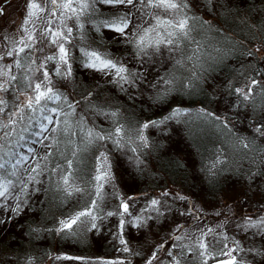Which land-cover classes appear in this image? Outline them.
Here are the masks:
<instances>
[{
  "label": "snow or ice",
  "instance_id": "obj_1",
  "mask_svg": "<svg viewBox=\"0 0 264 264\" xmlns=\"http://www.w3.org/2000/svg\"><path fill=\"white\" fill-rule=\"evenodd\" d=\"M10 2L0 4V16ZM21 3L24 16L19 28L0 31V212L10 214L11 219L25 211L33 194L54 192L61 202L75 198L51 230L61 239L80 243L85 233L102 235L106 222L111 224L108 234L113 238L114 250L121 253L119 257L45 253L53 264L61 260L133 264L130 257L141 253L132 248L127 238L131 230L151 232L153 225L167 223L169 214L190 216L193 224L175 223L164 240L152 245L144 264H264V245L242 246L235 234H227L230 226L246 236L264 239V203L254 214L240 217L217 212L225 219L215 225L200 223L203 210L194 208L187 197L177 193L169 202L167 198L173 194L168 190H162L159 196L142 194L144 203L138 207L136 197L117 191L114 168L120 160H113L111 155L119 151L129 164L143 171L140 154L150 147L146 130L167 126L169 121L198 120L220 129L225 138L220 149L208 157L209 162L202 164L210 179L215 180L226 170L227 145L241 159L253 154L260 157L251 161L258 165L257 171L247 170L241 179L249 185L264 180V144L257 143V138L264 139V120L252 125L251 137L237 136L231 132L230 117L206 109L193 112L181 107L184 102L179 99L181 94L192 95L206 80L207 69L237 48L232 36L221 35L223 29L201 18L191 0ZM204 6L214 9L221 5L219 0H205ZM104 7L112 9L111 14L105 15ZM241 7H245L244 2ZM236 22L249 28L246 17L237 16ZM103 31L112 34L110 39L96 35ZM260 32L264 33V28ZM112 45H123L131 52L117 55L109 50ZM259 51L260 48H245L241 54L254 57ZM77 68L98 73L128 94L130 100L135 99L137 89H151L153 100L161 104L171 97L167 113L155 120H126L118 108L97 101L93 86L78 79ZM247 80L239 87L230 83L229 95L236 97L234 106L242 107L248 102L255 111L257 98L264 104V81L252 77ZM90 115L103 116L110 126L97 125ZM108 197L118 202L109 204ZM176 201L188 203L187 208L177 212L173 207ZM5 222L0 217V223ZM35 231L39 234L41 229ZM32 262L41 264L39 258L28 256L8 260L7 264Z\"/></svg>",
  "mask_w": 264,
  "mask_h": 264
},
{
  "label": "rangeland",
  "instance_id": "obj_2",
  "mask_svg": "<svg viewBox=\"0 0 264 264\" xmlns=\"http://www.w3.org/2000/svg\"><path fill=\"white\" fill-rule=\"evenodd\" d=\"M195 8L198 10L199 13L207 14L203 8L205 0H191ZM4 0H0V4H3ZM105 14L109 15L111 14L112 9L108 7H104L102 9ZM202 11V12H201ZM23 3H21V0H11L10 4H8L4 8V15L0 16V31L7 30L8 32H13L14 30L18 29L20 24L23 20ZM105 31L102 33L104 34ZM110 33V32H109ZM105 35V34H104ZM109 36L105 38L110 39L112 34H108ZM111 50V49H109ZM123 53V52H122ZM166 65L165 67H167ZM160 71L163 69H159ZM77 77L78 79L86 80L93 84L95 86L96 84L102 85L104 87V84L106 86V97L112 98V97H122L123 93L119 90L118 87L109 84L106 82V79L101 77L98 73H92L91 71H86L83 68H77ZM257 80L264 81V77H254ZM248 80H244L242 84L247 83ZM241 84V85H242ZM139 92L140 89H137ZM122 92V93H121ZM151 92V91H150ZM146 94V91L142 93L139 97H142ZM224 104H220L216 107V110L213 111L217 114L228 116L231 118L230 124L233 126L234 133H236L237 136L245 137V135H252L253 134V127L249 128L250 133L246 131V128L248 127V122L243 119L244 117L248 116L250 114L249 109V103H244V112L240 113L237 110H234L230 107L228 102L223 101ZM202 109L201 107L197 106V108H194L195 111ZM260 115H263L264 113L261 110H257ZM167 113V109L163 111L161 115H152L148 118L152 119H159L163 115ZM122 118L128 120L127 115L123 112L121 113ZM95 118L96 124L100 125L102 127H106V125L110 122L104 119L103 116H92ZM264 120V118H263ZM146 121V120H143ZM142 121V122H143ZM162 128L165 129V134L161 137L162 147L160 146L158 151L159 153H156L153 151L154 148V140L151 139L152 134L155 133L154 128H150L146 130L145 135L150 138V147L145 148L142 150V153L140 154V159L143 161V171L138 170L134 165L129 164L126 159L122 156L121 152L119 151H113L111 153L113 160H120V163L117 164L114 168L115 176H116V183L118 185L117 191L120 194L124 195H132L137 198V206L139 207L144 203V196L142 194H147V196H159L160 192L162 190H168L173 194V196L168 197L167 199L169 202H171L175 196V194H180L184 197L188 198V203L192 204L194 208L202 209L201 212L202 216V222L206 221L209 225H215L217 222L224 220V216H217V212L222 213H229L233 217H240L242 215H247L250 213H255L257 209H259L260 203H264V180H258L256 184L249 185L245 181V179H241V176L244 175V173L247 170H251L253 172L257 171V164H253L251 161L253 159L259 160V156L257 155H251L247 159H241L238 155V169L237 171H234V167L231 164V167L228 172L226 170L228 169V165L226 167V170L222 172L218 177L217 180L218 183H214L215 180H213L212 184L210 183V178L207 176V182L203 181V186L197 184L195 181V189H190L186 185L183 186L179 183H173L170 181L164 180L161 176L156 179V173L155 171L158 170V159L159 157L172 159L176 157L178 161H181V159L184 160V162L187 165V169L189 166V169L193 166V176L194 178L199 179L200 176L198 175L200 168L198 167V159L195 156L194 152H192L191 149L185 148L186 146V140L189 138L188 136L184 135V129L183 127L179 126V124L175 121H169L167 126H162ZM197 131V130H194ZM258 144H264V139L257 138ZM197 144L196 142L194 143ZM224 142L220 144L223 145ZM107 147H111V145H107ZM228 150V163L229 160L232 157V154L229 152V146H224ZM204 149V148H203ZM101 150H104L103 148ZM179 152V153H178ZM214 152V150L208 151V155L205 158L204 164H207L208 157ZM166 155V156H165ZM157 158H156V157ZM243 162V163H242ZM245 163V164H244ZM241 166H245L246 170L241 169ZM192 165V166H191ZM188 169V170H189ZM201 172L200 174H202ZM204 174V173H203ZM149 179H152L150 181ZM195 180V179H194ZM218 185V186H216ZM257 185L259 187L257 188ZM132 189V190H131ZM108 191H111V188L108 189ZM35 195V194H34ZM118 201H114L111 197H108V203L114 204ZM75 203V199L72 201H66L64 205H61L62 210L66 213L72 205ZM188 203H185L183 201H176L173 207L177 210V212L180 209L187 208ZM25 207V206H24ZM60 209H54V212L56 215H52V211L49 210V214L46 217L38 216L34 211H32L30 214L33 215L35 221L32 225H36L32 228L31 226V238L32 239H22L21 238V246L22 249L25 246L29 245V241H31V248H32V255H40L44 256L45 253H51L52 255H69V256H83L88 258H101V259H115L119 257L121 254L118 253L115 250L107 249V247L112 248V242L113 238L108 234L109 228L111 224L106 222L105 226L102 228V235H96L93 233H85L83 237L80 238L81 242L77 243L75 241L70 240H64L61 239L59 235H57L55 232L50 233L48 231V228L53 225L55 228L56 222L62 218V214L59 212ZM29 211L25 207V211H23L18 216H13L11 219H9L10 214H6L3 212H0V217H2L6 222L0 223V239L4 236L5 231H13L16 234H21L20 230L21 226L20 221H22L23 218L27 217V214ZM16 222V223H13ZM182 223L185 225H192L193 221L190 216H173L172 214H169L168 216V222L164 223L163 221L160 222L159 225H153V228L151 232H144L141 234V232L136 231L135 229L131 230L130 235L127 237L130 240L131 246L134 250H137L141 253L140 256L137 257H130L132 259L133 264H144V258L150 254L152 245H154L157 241L164 240L169 230L174 227L175 223ZM111 223H115V219L113 218ZM232 221H229L228 224H231ZM14 225L18 227H13ZM30 225H27V227ZM36 228L41 229L39 232V235H43V233H46L47 235L42 237L41 239H36L37 232L35 231ZM223 231V229H221ZM227 234L229 236L235 234L236 238L241 241L242 246L251 247L253 244H255L257 247H260L264 245V239H261L260 237H254V236H246L243 232H238L234 227H227ZM53 236H55L53 238ZM25 238V236L23 235ZM29 240V241H28ZM40 244H39V242ZM1 242V240H0ZM67 243L72 246L71 249H59L58 246L60 244ZM81 244V248L80 245ZM42 245L45 249L42 248ZM84 245L85 248L82 247ZM229 246L231 247V241H229ZM1 251V248H0ZM16 249L13 250L12 253V260H15V253ZM9 253H6L7 255ZM24 254V253H23ZM235 255V253H233ZM1 257V256H0ZM46 263L45 264H53L51 260L48 259V257L44 256ZM220 259H227V257H219ZM3 264H7L8 260H11L10 258H3ZM215 261H209V264L214 263ZM34 264V262H32ZM55 264H79L78 261L75 260H61L56 261Z\"/></svg>",
  "mask_w": 264,
  "mask_h": 264
},
{
  "label": "trees",
  "instance_id": "obj_3",
  "mask_svg": "<svg viewBox=\"0 0 264 264\" xmlns=\"http://www.w3.org/2000/svg\"><path fill=\"white\" fill-rule=\"evenodd\" d=\"M242 2L245 3V7H241ZM219 4L221 6L214 9L211 7H204L203 9L207 11L205 12L207 14L198 12V15L203 19L210 20L211 23L223 29L224 31L221 33V35L226 33L232 36L233 40H235L237 43V48L230 52L221 63L207 69L206 80L201 82L200 87L192 95L189 96L186 94H181L179 96V99L184 102L183 104H181V107L188 108L193 112H195L194 108H197V106L201 107L202 109H206L207 111L213 112L216 110V107L218 105L224 104L223 101H226L229 105H233L231 107L232 109L243 113L244 105L242 107L234 106L236 104V97L234 95H229L228 86L231 83L239 87L244 80H247L248 77H258V75H256L257 72L264 73V33L260 32V29L264 28V2H262V0H219ZM194 10L198 11L195 6ZM237 16L246 17L248 20L249 28H244L242 25L236 22ZM91 34L92 33H90V35ZM104 34L106 35V37H108V34L111 33L105 31ZM104 34L100 33L96 35H103L105 37ZM240 45H243L244 47L242 48L240 47ZM245 48H252L253 50H255V48H260V51L256 52L254 57H247L241 54ZM110 49V51L115 52L117 55H127L131 52V49L126 50L123 45H112ZM129 63L130 66H134L131 60H129ZM167 67H170V65H168ZM161 72H163V70H161ZM262 76L264 77V75H259V77ZM80 81L84 82L87 85H91L89 81L82 79H80ZM91 86H93V84ZM106 86L107 85L105 84L104 87H102V85L100 84L99 87L93 86V91L95 94H97V101L101 104L107 102L113 108H118L120 113H122L124 110V113L127 115L128 120L132 122H142L143 120H148V118L152 115H161L163 111L167 109L168 101L171 100V97H169L168 101H165L162 104L155 102L153 100L154 92L151 89H146L143 92H141V90L139 92L135 90V99L132 100L128 98V94L126 93H123V96L121 98H108L106 97ZM145 91L146 94L142 97H139ZM257 103L258 106L255 111L253 110L251 105L248 104L249 109H251L250 114L243 118L246 122H248L246 131L249 133V128H251L255 122L263 120L264 118V114L260 115L257 111L261 110L264 113V110H262V108H264V104L260 102L259 98H257ZM90 119L95 121V118H93L91 115ZM149 120H154V118ZM178 124L179 126L183 127L184 135L189 137L186 140L187 144L185 145V148L191 149L198 159V167L200 168L198 175L200 176V178L197 179L193 176L191 177V175L193 174V166L191 165L192 168L190 169L188 166V170L184 160L181 159V161H178L176 157L172 159L159 157V167L158 170L155 171V173L157 174L155 178L157 179L158 176H161L166 181L179 183L183 186L186 185L188 188L193 190L196 187L195 181L201 186H203V181L207 182V175L202 169V164H204V161L206 160L205 158L208 155V151H216L220 149V144L224 142L225 138L221 135L220 129L210 127L198 120H193L189 123ZM109 126L110 122L106 125L105 128H108ZM162 126L163 125L158 128H154L155 133L150 135L151 139L154 140L153 151L156 153H159L158 149L162 145L161 138L159 137L164 135L166 132L165 129L162 128ZM230 129L231 132L236 135L231 124ZM252 135H245V137H251ZM195 142L197 143L196 145L194 144ZM229 152L230 154H232V157L229 160V165L226 172L229 171L231 164L234 167V171L236 172V169H238L237 163H239L238 154L232 153L230 146ZM241 165L242 164H240V166ZM241 169L246 170L245 166H241ZM201 172H203L204 174H200ZM149 180L152 181V179ZM209 180L212 184L213 180ZM214 183L216 184L218 183V181L215 180ZM44 186L47 187V180L44 181ZM74 199L75 198H73L72 200ZM65 202L66 201L61 202L60 200H58L54 192H41L35 195L33 194L31 199L25 205L29 213L27 214L26 218H23L22 221H20L19 224L21 226V229H19L21 234H16L11 230L5 231L4 236L0 239V256L3 258H10L12 260L13 250L16 249L17 251L14 255L15 259L19 257L21 258V260H23L25 256H28L30 258V256L32 255L31 241L28 240L29 245L25 246L23 249L21 246V238L32 239L30 232L31 226L32 228L36 226L32 225L35 219L30 213L34 211L39 217H46L47 215H50L48 213L49 210L52 211V215H56L55 213H53L54 209H60L59 212L63 215L65 214V212L62 210V207L60 208V206L64 205ZM27 225L30 226L27 227ZM13 227L18 226L14 225ZM52 229H54L53 225L48 228V231L50 233H53V231H51ZM23 235L25 236V238L23 237ZM46 235V233H43V235L41 236L39 234H36V239L39 240L42 237L45 238ZM54 237L55 236H53V238ZM79 246L81 248V244ZM82 247L85 248L84 245H82ZM42 248L45 249L43 245ZM58 248L65 250L71 249L72 246L70 244L63 243L60 244ZM107 249H111V251L114 250L113 242L112 248L107 247ZM6 253L9 254L5 255ZM40 255H34L33 257L39 258L41 264H45V255Z\"/></svg>",
  "mask_w": 264,
  "mask_h": 264
},
{
  "label": "water",
  "instance_id": "obj_4",
  "mask_svg": "<svg viewBox=\"0 0 264 264\" xmlns=\"http://www.w3.org/2000/svg\"><path fill=\"white\" fill-rule=\"evenodd\" d=\"M212 264H215V262H214V263H212Z\"/></svg>",
  "mask_w": 264,
  "mask_h": 264
}]
</instances>
